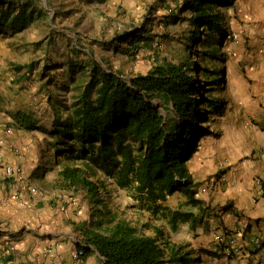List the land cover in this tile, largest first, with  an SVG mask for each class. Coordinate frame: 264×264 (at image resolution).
Here are the masks:
<instances>
[{
  "label": "rangeland",
  "instance_id": "obj_1",
  "mask_svg": "<svg viewBox=\"0 0 264 264\" xmlns=\"http://www.w3.org/2000/svg\"><path fill=\"white\" fill-rule=\"evenodd\" d=\"M13 1L18 9L19 2L26 0ZM181 2L33 0L29 10L34 11V19L26 28L15 33L0 29V139H3L0 151L7 146L20 160L18 167L37 189V213L43 216L57 213L66 222L78 215L86 217L79 222L74 220L76 229L78 223L96 219L94 203L89 201L86 190L62 182L53 150L49 155L51 165L43 170L46 143L55 142L50 133L53 121L57 118L62 122L72 112L93 65L107 72H118L129 80L138 73H146L156 63L197 61V79L204 83L203 71L211 66L202 52L205 32H201L199 48L194 49L187 36L196 25L184 18L190 12L182 8ZM222 10L226 24L222 36H214L215 43L221 41V51L212 67H220L223 74L217 75L218 91L212 93L226 101L225 110L202 122V126H210L212 133L198 140L197 150L187 162L196 182V196L204 201L202 207L186 205L185 197L179 192L168 196L164 205L192 213L191 219L179 221L177 229H172L165 220L154 219L148 211L141 210L128 189L118 187L100 171L91 177L104 183L105 190L99 189L98 195L119 217L143 225L149 234L154 233V225H162L170 243L182 245L185 251L200 253V264L228 263L221 253L214 251V235L201 230L206 227L205 218L217 212L223 221L224 210H236L235 199L240 194L253 189L256 179L264 181V125L261 123L264 119L260 112L264 107V0H234ZM138 31L151 37L150 44L137 51H121L126 45L124 39ZM207 86L204 84L205 92H208ZM15 111L33 116L38 121L37 127L14 132L18 130L12 125ZM160 111L165 114L162 107ZM8 128L14 133H7ZM255 131L259 134L255 135ZM222 170L224 174L230 172L226 180H222L224 174H218ZM235 173L240 174L239 180H233ZM73 207L76 208L73 210ZM64 209L69 211L67 215L60 213ZM234 215L242 217L238 210ZM244 223L236 224L233 229L226 228L224 236L235 238L237 245L239 230L244 233L248 229V226L245 230L242 228ZM72 227L75 229L73 225L69 229ZM57 228L61 230L63 226ZM207 250L212 253H206Z\"/></svg>",
  "mask_w": 264,
  "mask_h": 264
},
{
  "label": "trees",
  "instance_id": "obj_2",
  "mask_svg": "<svg viewBox=\"0 0 264 264\" xmlns=\"http://www.w3.org/2000/svg\"><path fill=\"white\" fill-rule=\"evenodd\" d=\"M32 1H18L16 9L13 0H0L1 31L15 33L26 28L34 19V11L29 10ZM233 1L181 2L182 8L190 12L184 18L196 25L187 36L194 49L199 48L201 32H205L202 52L211 66L203 71L204 83L197 79V61L156 63L129 80L93 65L72 112L62 122L54 119L50 133L55 142L46 143L43 170L50 167L53 150L62 182L83 188L94 203L96 219L77 225L85 244L84 257L94 250L103 264H200V253L170 243L162 225H154V233L149 234L143 225L119 217L98 195L99 189L105 190L104 183L91 177L100 171L118 187L128 189L141 210L148 211L154 219L165 220L172 229H177L179 221L191 219L192 213L164 205L168 196L179 192L186 205L202 207L204 201L196 196V182L187 162L197 150L198 140L212 133L210 126H202V122L225 110L226 101L212 93L218 91L217 75L223 74L220 67H212L221 51V41L215 47L214 36H222L226 24L222 7ZM151 41L150 36L138 31L124 39L126 45L121 51H137ZM12 118L17 129L31 130L38 124L22 111H15Z\"/></svg>",
  "mask_w": 264,
  "mask_h": 264
},
{
  "label": "crops",
  "instance_id": "obj_3",
  "mask_svg": "<svg viewBox=\"0 0 264 264\" xmlns=\"http://www.w3.org/2000/svg\"><path fill=\"white\" fill-rule=\"evenodd\" d=\"M260 112L261 119H264V107ZM261 123L264 125V122ZM20 131V129L14 130V132ZM254 134L258 135L259 133L255 131ZM10 137L13 138L12 135ZM260 137H262L261 134ZM11 139L7 138L8 141ZM8 164L18 166L20 160L7 146H3L0 151V264H25L27 261L30 264H103L102 257L96 251L80 260H75L72 257L76 248L74 236H82L76 229L74 220L79 222L86 217L78 215L76 219L66 222L62 221L57 213L47 211L49 215L44 216L37 213L38 208L36 207L39 203L35 200L37 193L31 191L33 185L28 182L22 172L7 175L5 166ZM229 173V171L225 173L222 180H226ZM237 179H240L239 173L234 174L233 180ZM253 184V189H250L249 193L247 192L248 195L240 194V198L235 199L236 210L235 208L224 210L225 212L221 216L224 218L223 221L220 220V215L217 212L210 213V216L205 218L206 227H202L201 230L210 231L209 235L222 232L221 235L224 236L227 232L226 228L233 229L236 224L239 225L244 221L248 224V229L243 235L237 234V246L244 249L250 247L252 236L264 234V198L256 197L258 193L257 179ZM75 208L73 207V210ZM237 210L241 212V218L234 215ZM63 212L60 213L63 215L69 213L67 209H64ZM91 219L86 220V223H89ZM39 225L41 227L38 230L34 229ZM58 225H62L63 228L58 230ZM72 225L76 230L73 227L69 229ZM232 235L236 236V233ZM49 245L54 246L50 255L46 253V248ZM10 246L13 251L7 254L5 250ZM18 254L19 256H17ZM220 256L224 261H228L227 264H264V247L255 254L243 253L241 256L229 258L222 253Z\"/></svg>",
  "mask_w": 264,
  "mask_h": 264
},
{
  "label": "built area",
  "instance_id": "obj_4",
  "mask_svg": "<svg viewBox=\"0 0 264 264\" xmlns=\"http://www.w3.org/2000/svg\"><path fill=\"white\" fill-rule=\"evenodd\" d=\"M7 133H11L12 130L11 128L7 129L6 131ZM3 142V139H0V143ZM16 172H22L21 167L18 166H14L11 164H8L5 166V173L7 175H13ZM258 183V193H257V198H264V181L261 180H257ZM31 191L33 193H37V189L36 187H32ZM248 224L244 223V225L242 226V228L245 230V228H247ZM222 232H218L214 235V242H215V247L213 248L214 251L216 253H223V255H225L226 257L232 258V257H237V256H241L243 253H249V254H255L260 248L264 247V234H259V235H254L250 238V247L244 249L242 247H239L236 245V239L232 238L230 236H227L226 238L221 235ZM239 235H243L245 233H243V231L239 230ZM75 243H76V248L72 253V257L75 260H80L84 257V242L82 241V237L80 236L78 239H75ZM54 246L53 245H49L46 248V253L47 254H51L52 250H53ZM13 248L12 246L7 247L5 252L9 253L10 251H12ZM19 256V254L17 255Z\"/></svg>",
  "mask_w": 264,
  "mask_h": 264
}]
</instances>
